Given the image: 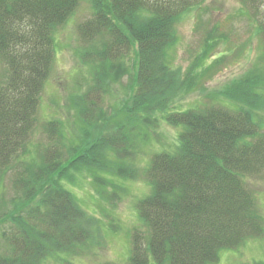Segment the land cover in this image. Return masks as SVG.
<instances>
[{
  "label": "trees",
  "instance_id": "16d2710c",
  "mask_svg": "<svg viewBox=\"0 0 264 264\" xmlns=\"http://www.w3.org/2000/svg\"><path fill=\"white\" fill-rule=\"evenodd\" d=\"M83 1L0 0V172H14L21 196L20 204L3 210V202L0 208V226L14 227L0 264H74L62 255L72 257L94 229L102 231L79 204L75 179L89 171L101 185L99 195L109 186L106 175L133 180L132 165L118 158L114 169L109 156L117 158L128 144L138 152L137 144L147 145L162 125L181 132L144 171L150 194L137 208L148 237L136 232L125 264H216L223 250L264 239V216L250 184L264 175V73L253 69L235 85L208 94L202 78L218 65L208 64L217 31L205 39L202 61L185 74L173 65L177 25L207 0H90L91 18L78 27L79 59L89 76L76 105L80 137L51 120L45 131L58 144L28 150L56 35ZM240 9L259 42L257 61L264 63V0H240ZM126 77L119 107L105 114L101 97ZM197 91L212 105L185 107L182 100ZM90 124L109 130L94 138L83 129Z\"/></svg>",
  "mask_w": 264,
  "mask_h": 264
},
{
  "label": "rangeland",
  "instance_id": "374dc122",
  "mask_svg": "<svg viewBox=\"0 0 264 264\" xmlns=\"http://www.w3.org/2000/svg\"><path fill=\"white\" fill-rule=\"evenodd\" d=\"M240 10V0H207L196 13H192L177 25L179 42L175 47L176 55L173 65L182 68L183 74L196 60H203L205 52L202 48L208 34L213 31L218 33L212 45L213 49H208L210 54L208 64L217 61L218 65L210 71L207 78H202L203 83L207 82L208 94L223 90L226 86L235 85L248 77L246 75L253 69L260 71L261 75L264 73V63H260L261 66L257 61L259 42L254 36L250 23L241 17ZM91 15L90 0H85L56 35V56L51 76L41 97V105L37 113V127L27 144L31 153L36 151V148L44 150L58 144L56 136L52 139L45 131L46 123L51 120L61 121L69 135L80 137L82 125H79L80 119L77 117L79 111L76 105L80 103L78 97L83 96L89 88V76L86 67L79 59L82 45L78 38V27L90 19ZM3 73L4 68L0 64V81L3 80ZM127 84L129 81L126 77L122 79V84L111 86L113 90L111 94L108 93L101 97L105 114L108 115L114 108L119 107L120 99L117 95ZM182 101L185 107H195L199 104L201 106L212 105L210 100L200 95L199 91L188 95ZM261 117L264 120V114ZM92 127L91 124L84 125L83 129L92 134L94 138L100 131L109 130L106 125H104V130L103 127ZM158 131V136L150 135L147 145L140 142L137 144L138 152H134L128 144L129 148L119 153L117 158L116 155L109 156L114 162L111 164L114 169H117L119 161L131 164L132 166L129 165V167L136 171V178L133 180H124L118 175H106L109 186L102 187L101 190L104 192L99 195L96 189L97 187L99 189L101 185L96 180V187L93 182L96 178L90 175L88 170V172L81 171L82 174L75 179L78 187L77 185L73 187V191L79 204L90 216L98 220L102 231L98 232L94 229V236L89 242L80 247V250H77L70 258L62 255L64 259L72 260L74 264H125L131 256L132 239L136 232H141L145 238L148 237L147 228L140 220L137 208L138 203L150 194L144 171L154 154L167 147H172L181 129L162 125ZM118 158L119 161H115ZM13 175V171L9 174L4 173V175L0 172V208H3V202L7 205L3 210L11 209L12 204L18 205L21 201V196L13 186ZM250 184L257 197L258 209L264 216V175L251 178ZM113 185L119 187H113ZM5 224L0 226V253L8 252L7 235L11 238L14 232L12 224L7 223L6 226ZM219 257L216 264L264 262V239H249L238 249L223 250ZM50 261L55 262L52 259ZM52 262L46 264H53ZM150 264L156 263L152 259Z\"/></svg>",
  "mask_w": 264,
  "mask_h": 264
}]
</instances>
